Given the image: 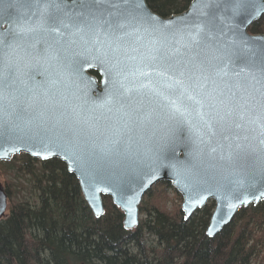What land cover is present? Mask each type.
Returning a JSON list of instances; mask_svg holds the SVG:
<instances>
[{
	"label": "water",
	"instance_id": "1",
	"mask_svg": "<svg viewBox=\"0 0 264 264\" xmlns=\"http://www.w3.org/2000/svg\"><path fill=\"white\" fill-rule=\"evenodd\" d=\"M263 15L264 0L169 16L147 0H0V161L62 160L95 217L109 196L126 230L167 181L186 220L214 201L215 237L264 201V87L237 59L264 44L249 31ZM8 206L0 176V221Z\"/></svg>",
	"mask_w": 264,
	"mask_h": 264
},
{
	"label": "trees",
	"instance_id": "2",
	"mask_svg": "<svg viewBox=\"0 0 264 264\" xmlns=\"http://www.w3.org/2000/svg\"><path fill=\"white\" fill-rule=\"evenodd\" d=\"M147 2L169 16L192 0ZM249 31L264 33V15ZM0 174L9 195L0 221V264H264V201L243 207L209 237L214 201L186 220L181 194L162 181L144 196L139 226L126 230L109 196L105 215L95 217L77 177L58 158L16 155L0 161Z\"/></svg>",
	"mask_w": 264,
	"mask_h": 264
},
{
	"label": "snow or ice",
	"instance_id": "3",
	"mask_svg": "<svg viewBox=\"0 0 264 264\" xmlns=\"http://www.w3.org/2000/svg\"><path fill=\"white\" fill-rule=\"evenodd\" d=\"M107 2L108 0H79V3H81L85 8L89 10H93L98 4ZM57 6L59 7V5ZM110 6L118 7L119 5L117 3H111ZM248 51L250 53L249 55H238L237 59L241 64L244 65L245 68H247L249 65L258 67V75L255 72H251V69H249V72L251 73L252 78L256 81V83L264 87V44L259 45L258 49L250 47Z\"/></svg>",
	"mask_w": 264,
	"mask_h": 264
},
{
	"label": "rangeland",
	"instance_id": "4",
	"mask_svg": "<svg viewBox=\"0 0 264 264\" xmlns=\"http://www.w3.org/2000/svg\"><path fill=\"white\" fill-rule=\"evenodd\" d=\"M0 176H1V174H0ZM1 179H2V181H4V178L3 177H1ZM172 195V194H171ZM172 202V203H171ZM169 204H171L172 206H175V203L173 202V200L170 198V203Z\"/></svg>",
	"mask_w": 264,
	"mask_h": 264
}]
</instances>
